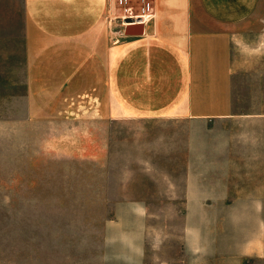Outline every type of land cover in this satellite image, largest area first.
I'll use <instances>...</instances> for the list:
<instances>
[{
    "label": "crops",
    "instance_id": "1",
    "mask_svg": "<svg viewBox=\"0 0 264 264\" xmlns=\"http://www.w3.org/2000/svg\"><path fill=\"white\" fill-rule=\"evenodd\" d=\"M262 2L153 0L143 34L116 42L107 0H22L24 114L75 129L89 115L92 155L123 124L150 188L133 209L225 212L219 254H264V93L235 89L242 74L264 84V31L233 54L264 30Z\"/></svg>",
    "mask_w": 264,
    "mask_h": 264
},
{
    "label": "rangeland",
    "instance_id": "2",
    "mask_svg": "<svg viewBox=\"0 0 264 264\" xmlns=\"http://www.w3.org/2000/svg\"><path fill=\"white\" fill-rule=\"evenodd\" d=\"M127 5L139 12L142 3ZM118 6L116 42L127 36ZM21 11L22 0H4L0 8V264H264V254H219L225 212L133 209L150 188L140 186L147 181L132 161L139 154L128 145L133 132L123 124L116 122L109 147L92 155L89 115L84 129H75L62 116L24 114ZM257 23L264 27V18ZM257 29L244 30V49L235 44L234 57L251 55L256 33L264 31ZM235 84L264 93L250 75L236 76ZM208 226L212 233L203 235Z\"/></svg>",
    "mask_w": 264,
    "mask_h": 264
},
{
    "label": "built area",
    "instance_id": "3",
    "mask_svg": "<svg viewBox=\"0 0 264 264\" xmlns=\"http://www.w3.org/2000/svg\"><path fill=\"white\" fill-rule=\"evenodd\" d=\"M108 1V13H107V20L108 23L111 27V23L113 22V20L116 18L115 15V8H116V4H118L119 8H122V13L119 14L122 23H121V33L124 34L123 29H124V25L127 24V20H136V19H140L141 22L147 23L153 16L154 14V8H153V4H151V2L153 3V0H139L142 5H141V10L139 12H134L133 10V6L132 5H127V3L130 0H107ZM147 20V21H146Z\"/></svg>",
    "mask_w": 264,
    "mask_h": 264
},
{
    "label": "water",
    "instance_id": "4",
    "mask_svg": "<svg viewBox=\"0 0 264 264\" xmlns=\"http://www.w3.org/2000/svg\"><path fill=\"white\" fill-rule=\"evenodd\" d=\"M126 35H141L144 32V23L140 19L127 20V24L124 25L123 29Z\"/></svg>",
    "mask_w": 264,
    "mask_h": 264
},
{
    "label": "bare ground",
    "instance_id": "5",
    "mask_svg": "<svg viewBox=\"0 0 264 264\" xmlns=\"http://www.w3.org/2000/svg\"><path fill=\"white\" fill-rule=\"evenodd\" d=\"M147 21V20H146ZM146 24V23H145Z\"/></svg>",
    "mask_w": 264,
    "mask_h": 264
}]
</instances>
